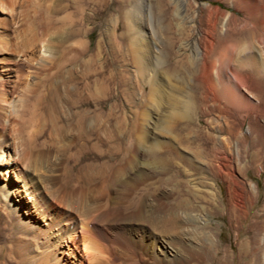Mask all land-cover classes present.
I'll return each instance as SVG.
<instances>
[{
	"label": "bare ground",
	"instance_id": "obj_1",
	"mask_svg": "<svg viewBox=\"0 0 264 264\" xmlns=\"http://www.w3.org/2000/svg\"><path fill=\"white\" fill-rule=\"evenodd\" d=\"M71 1L80 20L70 30L73 35L92 20L102 19L111 9L120 13L121 18L116 20L113 31L122 30L124 40H128L135 71L133 86L118 63L117 50L110 51V55L105 57L97 45L96 49L84 48L76 63H70L64 71L55 73L49 87L42 93L40 103L24 112L23 118L20 115L21 121L26 124L32 122V125L42 123L53 139L67 136L69 139L64 147L69 149L76 146L77 141H81L84 147L89 146L91 130H94L93 139L97 140L95 146L105 140L99 134L102 126L97 119L104 112L112 115L118 111L119 99L130 86L133 94L136 86L139 91L142 89L139 104L143 109L138 111V115L147 107L156 110L161 104L165 106L166 113L159 118L160 123L152 127L149 138L142 134L136 135L135 142L130 137L125 141L119 140L116 150L120 154L113 151L109 155L110 160L102 162L94 159L80 165L89 158L101 159L83 152L74 164L68 162L63 174L54 173L58 185L41 190L29 177L30 173L37 175L41 169L34 167L32 153L20 152L22 165L17 157L12 159L7 149L6 133V126L19 115L9 96L10 78L30 71L36 56L32 52L19 54L17 51V56L3 61L0 64V236L4 235L8 241V250L25 256L31 264H121L128 260L164 264L170 261L167 260L169 254L174 255L168 248L169 234H177L182 212L192 208L189 198L198 197L190 180L193 174L200 173L198 167L192 159L180 155L178 148L170 146L168 141L173 128L170 125L187 119L193 112L192 94L184 85L189 75H194L199 81L200 102L210 103L207 108L225 114V122L217 132L226 135L216 143L212 126L196 127L195 123L187 120L186 125L195 128V139L199 136L198 147L191 149L190 154L196 159H205L211 174L228 176L235 186L233 204L241 210L245 208V187L232 175L235 169L232 160L234 147L239 149L245 142L248 148L254 147L253 161L259 162L258 171L264 170V0H231L243 7L246 17L230 16L234 31H223L219 18L224 12L218 6L203 3L192 18L198 33L197 46L193 48L192 55L178 60V71L165 63L166 46L154 49L151 34L155 28H146L143 18L139 17L143 4L131 8L136 0ZM153 1L162 33L167 34L174 26L180 34L185 33L183 21L186 15L181 0ZM223 1L228 3L230 0ZM233 5L239 7L236 3ZM3 9L10 11L12 16H0V24L3 25L0 50L4 52L11 48L8 32L17 22L11 5L0 0V10ZM68 9L65 4L63 10L69 13ZM203 10H206L205 15H202ZM124 40L120 44L127 45ZM193 60L197 64L195 70L190 66ZM172 76L177 77L179 86L168 83ZM230 114H233L232 119ZM247 117L252 119H247V128L243 130L241 124ZM145 138L148 139L146 143L143 141ZM56 141L53 142L56 151L63 150V145L56 144ZM143 143L147 160L131 152L133 147ZM133 157H136V162ZM182 162L187 164L186 172L181 168ZM6 163L13 164L8 167ZM172 169L186 175L187 179L182 182V191L177 192L175 204L168 206L164 201L168 195L166 190L156 187L149 191L142 187L149 177L159 176V183L167 180L165 175ZM238 169L241 168L238 166ZM10 172L14 182L7 176ZM252 191L251 187L247 189L248 200L253 197ZM205 194L208 198L204 195V199L214 204L211 194ZM11 195L16 197L17 204ZM120 208L125 210V218L119 220L117 211ZM261 214L264 219V204ZM262 250L264 255V235ZM2 261L0 264H6Z\"/></svg>",
	"mask_w": 264,
	"mask_h": 264
},
{
	"label": "rangeland",
	"instance_id": "obj_2",
	"mask_svg": "<svg viewBox=\"0 0 264 264\" xmlns=\"http://www.w3.org/2000/svg\"><path fill=\"white\" fill-rule=\"evenodd\" d=\"M4 1L7 5H11L12 15L17 23L14 25V29L8 32L9 37L7 40H9L8 44H11V48L6 51L4 50V52L0 50V64L9 58L17 56V51L19 54L23 51L32 52L36 56L32 62L33 67L30 71L24 72V75L20 77L10 78L12 80L9 86V96L11 97L13 108H15L19 115L15 117L11 125L6 126V133L8 135L7 149H9L12 159L18 158L17 160H19L20 165H22L20 152L26 150L32 153L31 158L34 167L38 166L37 168H41L37 171V175H33V172L29 174L33 182L35 181L34 183L37 188L44 190V187L58 185L59 181L55 179L54 173L63 174L64 170H67V165L74 164L83 152H88L92 157L100 156L101 159L89 158L82 161L80 165L90 163L94 159H96L95 161L102 162L104 159L110 160L109 155L113 154V151L120 154L116 150L119 140L125 141L130 137L135 142L136 135L142 134L149 138V134L153 130L152 127H156L157 122L160 123L159 118L163 117L162 114L166 113V109L161 104L162 106L160 105L159 109L154 110L147 107L145 112L138 115V111L143 109V106L139 104L141 103L140 93L142 89L139 91L138 86H136V94H133L131 88L135 81L133 54L131 51L129 52V43L127 42L128 40H124L122 30L113 31L116 20L121 18L118 11L111 9L108 12L109 14L105 15L102 19H94L87 24V27H83L87 31L82 28L77 34L73 35L70 30L74 29L76 23L80 20L78 11L72 7L71 0ZM168 1L170 2V0ZM181 2L183 12L186 15V19L183 21L186 24V30L183 34H180L176 30L177 26H174L175 28L169 30L167 34L162 33L160 24L157 22V16L155 15L153 0H136L130 5L131 8L138 4L144 5V9L140 10L139 17L143 18L146 28L149 26L151 29L155 28V32L151 34L154 49L160 50L166 46L168 53L165 63L170 68L176 67L177 71L180 63L178 60L182 56L192 55L193 48L197 46L198 33L192 18H194V14H196L203 3H208L210 6H218L224 12L219 18L223 31L235 30L230 16H235L239 19L246 18L243 7L234 1L233 3H236L240 8L235 7L231 0L228 3L223 0H181ZM65 4L69 7V13L63 10ZM205 13L206 10H203L202 15H205ZM3 15L4 17H6L5 15L10 18L12 17L10 11H6L5 9L0 10V16ZM175 20L179 21L176 17ZM2 27L3 25L0 24L1 30ZM77 28H79V25ZM123 40L127 45L120 44ZM96 45L99 51L104 52L105 57H108L112 50L118 51V63L121 68H124L131 86L128 90L126 89V94L119 99L120 109L118 111L112 115L104 112L97 119L100 127L102 126L99 134L105 140L100 141L98 146H95L94 143L97 140L93 139L94 130H91L89 146L84 147L81 145V141H77L76 146L68 149V147H64L69 139L67 136L60 139L55 137L56 139L54 138V140L42 123H33L32 125V122H28L30 124H26L21 121V116L23 118L25 116L23 115L24 112L26 113L29 109H33L34 105L40 103L42 93L47 89L46 87H49L58 70L64 71L70 63H76L81 57L82 49H96ZM190 66L193 70L197 69L196 61L193 60ZM177 71L176 75L178 74ZM176 80L177 77L172 76L168 83L179 86L180 83ZM184 85L192 94L193 112L187 119L174 122L170 125V127H173L171 129L173 136L171 135L168 141L170 146L178 148L180 155L192 159L193 163L198 167L200 173L193 174L191 176L193 179L190 178L198 197L189 198L192 208L186 210L185 213L182 212V223L177 234H169L171 238L168 240V242L170 241L168 248L174 255L169 254L167 260L170 259V261L168 260L164 264H264L262 250L264 219L261 214L262 205L264 204V170L258 171L257 165L259 162L257 160L253 161L256 149L254 147L248 148V143L245 142L239 146V149L234 147L232 151V160L235 166L232 175L245 187V208L241 210L233 204L235 186L228 179V176L226 178L225 175L211 174L206 166L205 159L202 157L196 159L194 155L190 154L192 152L191 149L198 147L199 136L195 139V128L187 126L186 121L191 120L193 124L195 123L196 127L200 126L204 128L208 127V125L212 126L211 129L215 136V142L218 143L226 137L224 133L217 132L218 128L223 126L225 122V114L217 112L215 109L207 108L210 106V103L200 102L199 81L194 75H189ZM255 88L260 90L258 86ZM231 98L235 99L233 95H231ZM232 116L233 114H230V119L233 118ZM94 119L92 118L93 121ZM247 119L248 117L241 124L243 130L247 128ZM250 119L252 118L248 120L250 121ZM210 120L214 122L211 123ZM93 128L95 129L96 127ZM147 138L143 139L144 143L148 140ZM55 141L56 144L63 145L64 151H56L53 143ZM144 143L143 145L139 144V147H133L131 152L138 153L139 157L146 159ZM133 160L136 162V157H133ZM12 164L6 163L5 166L10 167ZM180 164L181 168L186 172L188 170L187 164L183 162ZM238 166L241 169H238ZM7 176L11 180L13 179V182L15 181L11 172ZM165 176L167 180L160 183L157 181L159 176L149 177L142 189L147 188L150 191V189L153 190L156 187L163 188L168 193L164 201L170 206L175 204L178 198L177 192L182 191V182L187 177L186 175L177 173L176 169L168 171ZM249 187L254 189L252 191L253 197L250 200L247 198V189ZM205 193L211 194L214 204H210L204 199V195L205 198H208ZM148 197L152 198L150 195ZM11 198L15 200V204L18 203L14 195H11ZM26 202L28 201L26 200ZM124 212L125 210L120 208L117 211V218L122 219L125 216ZM7 244L8 241L4 235L0 236V250L2 251L0 262L4 260L6 264H31L25 256L16 255L14 252L8 250ZM121 264L153 263L146 260L137 262L128 260L121 262Z\"/></svg>",
	"mask_w": 264,
	"mask_h": 264
}]
</instances>
